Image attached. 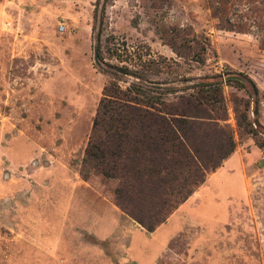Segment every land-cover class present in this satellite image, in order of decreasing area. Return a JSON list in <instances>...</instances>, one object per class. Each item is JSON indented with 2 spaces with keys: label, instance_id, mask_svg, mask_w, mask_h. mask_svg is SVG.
I'll return each instance as SVG.
<instances>
[{
  "label": "rangeland",
  "instance_id": "374dc122",
  "mask_svg": "<svg viewBox=\"0 0 264 264\" xmlns=\"http://www.w3.org/2000/svg\"><path fill=\"white\" fill-rule=\"evenodd\" d=\"M112 82L222 89L235 151L153 233L80 174ZM0 264H264V0H0Z\"/></svg>",
  "mask_w": 264,
  "mask_h": 264
},
{
  "label": "trees",
  "instance_id": "16d2710c",
  "mask_svg": "<svg viewBox=\"0 0 264 264\" xmlns=\"http://www.w3.org/2000/svg\"><path fill=\"white\" fill-rule=\"evenodd\" d=\"M94 54L102 62L99 35ZM118 72L128 74L124 68ZM195 90L175 102L143 100L112 82L93 120L81 177L87 178L88 168L115 181L114 203L148 233L164 224L236 148L232 133L219 123L225 117L212 115L223 111L220 85L200 83Z\"/></svg>",
  "mask_w": 264,
  "mask_h": 264
},
{
  "label": "crops",
  "instance_id": "0c3cea01",
  "mask_svg": "<svg viewBox=\"0 0 264 264\" xmlns=\"http://www.w3.org/2000/svg\"><path fill=\"white\" fill-rule=\"evenodd\" d=\"M230 157H231V156H230ZM229 160H230V159H227V160H225L224 162L226 163V162H228ZM201 187H203V185H202ZM201 187H200V188H201ZM191 197H193V195H192ZM191 197H190L189 199H191ZM189 199H188V200H189ZM188 200H187V201H188ZM187 201H186V202H187ZM186 202H185V203H186ZM185 203H184V204H185ZM184 204H182V205H181V206H180V207H179V208H178V209H177V210H176V211H175V212H174V213L168 218L167 221H171V218L173 217V215H174L179 209H181V207H182ZM167 221H166V223H167ZM166 223L162 224L159 228H162V226H165ZM159 228H158V229H159Z\"/></svg>",
  "mask_w": 264,
  "mask_h": 264
}]
</instances>
